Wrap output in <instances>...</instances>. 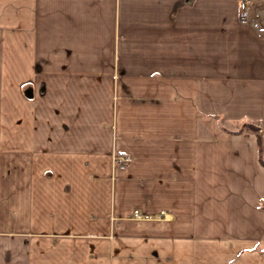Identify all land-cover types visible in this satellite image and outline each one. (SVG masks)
I'll use <instances>...</instances> for the list:
<instances>
[{
  "label": "crops",
  "instance_id": "obj_1",
  "mask_svg": "<svg viewBox=\"0 0 264 264\" xmlns=\"http://www.w3.org/2000/svg\"><path fill=\"white\" fill-rule=\"evenodd\" d=\"M241 3L0 0V264H264Z\"/></svg>",
  "mask_w": 264,
  "mask_h": 264
},
{
  "label": "built area",
  "instance_id": "obj_2",
  "mask_svg": "<svg viewBox=\"0 0 264 264\" xmlns=\"http://www.w3.org/2000/svg\"><path fill=\"white\" fill-rule=\"evenodd\" d=\"M257 0H242L241 3V13L240 19L242 22L247 23L251 18V13L253 11V6L256 5ZM123 160H128L124 155L119 156ZM134 216L140 217L141 213L139 209L134 210Z\"/></svg>",
  "mask_w": 264,
  "mask_h": 264
},
{
  "label": "rangeland",
  "instance_id": "obj_3",
  "mask_svg": "<svg viewBox=\"0 0 264 264\" xmlns=\"http://www.w3.org/2000/svg\"><path fill=\"white\" fill-rule=\"evenodd\" d=\"M244 126L248 128H253V130L257 131L258 134L262 137V144L264 145V122H246Z\"/></svg>",
  "mask_w": 264,
  "mask_h": 264
}]
</instances>
